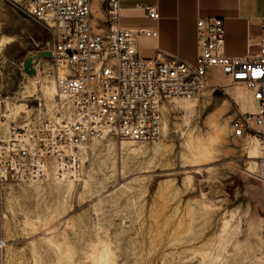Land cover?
Here are the masks:
<instances>
[{
  "label": "rangeland",
  "instance_id": "obj_1",
  "mask_svg": "<svg viewBox=\"0 0 264 264\" xmlns=\"http://www.w3.org/2000/svg\"><path fill=\"white\" fill-rule=\"evenodd\" d=\"M92 16L96 31L106 28L101 11ZM33 28L0 0V140L11 123L38 122L36 96L44 117L69 110L47 58L34 75L23 70L25 55L52 41L43 27L26 44ZM212 80L190 108L186 99L164 107L153 141L109 135L83 144L79 180L0 176L4 264H264V181L248 157L253 138L230 128L238 94L252 103L223 74Z\"/></svg>",
  "mask_w": 264,
  "mask_h": 264
},
{
  "label": "built area",
  "instance_id": "obj_2",
  "mask_svg": "<svg viewBox=\"0 0 264 264\" xmlns=\"http://www.w3.org/2000/svg\"><path fill=\"white\" fill-rule=\"evenodd\" d=\"M8 1L51 34V45L45 49L52 56L47 60L57 94L69 97V110L65 117H44V99L36 96L38 122L11 123L8 138L0 140V176L25 183L46 180L53 172L59 179L79 180L83 144L109 135L157 139L164 107L198 96L217 73L243 86L255 102L254 110H238L232 118V134L255 137L264 148V17L258 21L257 49L242 55L225 53L224 18H198L196 59L188 62L175 56H141L138 38H156L158 31L122 24V0L96 1L95 10L103 13L106 27L97 31L92 22L94 0ZM134 1L152 21L160 18L156 4ZM255 176L264 181V156L255 160ZM5 244L0 220V264Z\"/></svg>",
  "mask_w": 264,
  "mask_h": 264
},
{
  "label": "crops",
  "instance_id": "obj_3",
  "mask_svg": "<svg viewBox=\"0 0 264 264\" xmlns=\"http://www.w3.org/2000/svg\"><path fill=\"white\" fill-rule=\"evenodd\" d=\"M157 6L160 18L152 21L142 9L135 8L134 0L121 1L120 21L127 26L155 27L158 37H139L138 50L141 56L165 60L175 56L194 62L197 54L196 22L200 17L224 18L225 45L228 55H242L256 50L260 29L258 21L264 17V0H145ZM131 13V20L122 21V13ZM133 12V14H132ZM26 20H30L26 17ZM33 22V21H32ZM35 28L24 33L22 38L41 40L43 27L33 22ZM43 28V29H42ZM46 31V29H44ZM33 33V34H32ZM35 38V39H34ZM143 40L145 45H140ZM247 99L254 104L249 92ZM238 110H245L237 102Z\"/></svg>",
  "mask_w": 264,
  "mask_h": 264
},
{
  "label": "bare ground",
  "instance_id": "obj_4",
  "mask_svg": "<svg viewBox=\"0 0 264 264\" xmlns=\"http://www.w3.org/2000/svg\"><path fill=\"white\" fill-rule=\"evenodd\" d=\"M96 1H93V11L96 9ZM228 79V78H227ZM226 82V81H225ZM56 88L53 87V91H55ZM237 96V95H236ZM237 98L239 99V101H241L240 106L242 109H246V110H254L255 106L254 104H247L244 99L242 97H239V94L237 96ZM191 99H186L185 101H182V103H184V105L188 108H190V101ZM252 141L250 142L249 145V158H252V162L253 164L255 163V158L260 157V156H264V148H262L259 144V141L257 140V138L252 137ZM254 169V168H253Z\"/></svg>",
  "mask_w": 264,
  "mask_h": 264
},
{
  "label": "water",
  "instance_id": "obj_5",
  "mask_svg": "<svg viewBox=\"0 0 264 264\" xmlns=\"http://www.w3.org/2000/svg\"><path fill=\"white\" fill-rule=\"evenodd\" d=\"M51 56V51L47 49L39 50L33 54H26L22 63L23 70L30 76L34 75L36 73L34 64L38 62L39 58H50Z\"/></svg>",
  "mask_w": 264,
  "mask_h": 264
},
{
  "label": "snow or ice",
  "instance_id": "obj_6",
  "mask_svg": "<svg viewBox=\"0 0 264 264\" xmlns=\"http://www.w3.org/2000/svg\"><path fill=\"white\" fill-rule=\"evenodd\" d=\"M239 75L243 76L244 74L241 73V74H239ZM253 75H259V73H255V72H254Z\"/></svg>",
  "mask_w": 264,
  "mask_h": 264
}]
</instances>
